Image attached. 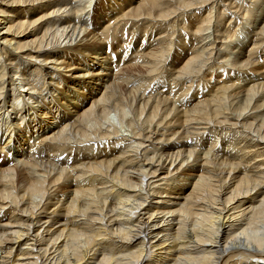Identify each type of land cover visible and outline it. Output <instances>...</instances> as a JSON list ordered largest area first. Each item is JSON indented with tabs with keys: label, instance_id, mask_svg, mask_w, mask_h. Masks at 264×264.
I'll return each mask as SVG.
<instances>
[{
	"label": "bare ground",
	"instance_id": "1",
	"mask_svg": "<svg viewBox=\"0 0 264 264\" xmlns=\"http://www.w3.org/2000/svg\"><path fill=\"white\" fill-rule=\"evenodd\" d=\"M0 264H264V0H0Z\"/></svg>",
	"mask_w": 264,
	"mask_h": 264
}]
</instances>
